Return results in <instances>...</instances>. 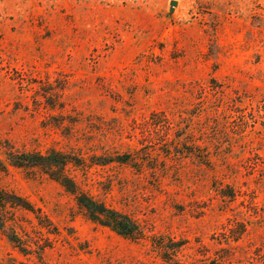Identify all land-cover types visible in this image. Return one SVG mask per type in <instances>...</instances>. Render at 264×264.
Listing matches in <instances>:
<instances>
[{"label": "rangeland", "instance_id": "obj_1", "mask_svg": "<svg viewBox=\"0 0 264 264\" xmlns=\"http://www.w3.org/2000/svg\"><path fill=\"white\" fill-rule=\"evenodd\" d=\"M52 151L143 239L6 160ZM0 161V264H264V0H0Z\"/></svg>", "mask_w": 264, "mask_h": 264}, {"label": "trees", "instance_id": "obj_2", "mask_svg": "<svg viewBox=\"0 0 264 264\" xmlns=\"http://www.w3.org/2000/svg\"><path fill=\"white\" fill-rule=\"evenodd\" d=\"M130 156H117L101 160L100 165L110 162L128 163ZM9 166L14 168H36L47 175L51 180L57 182L68 194L73 196L76 204L82 208L90 220L99 225L115 231L117 234L132 240L143 239V232L138 224L129 216L104 206L83 192L76 182L67 174V168L83 166V160L78 156L62 152L52 151L47 154L40 153H9L6 157ZM5 166L0 161V171ZM19 208L33 213L32 206L21 197L0 189V228L6 222L8 209ZM13 242L14 237L10 238ZM166 258L167 254H163ZM169 261H172L171 259Z\"/></svg>", "mask_w": 264, "mask_h": 264}, {"label": "water", "instance_id": "obj_3", "mask_svg": "<svg viewBox=\"0 0 264 264\" xmlns=\"http://www.w3.org/2000/svg\"><path fill=\"white\" fill-rule=\"evenodd\" d=\"M173 4H174V2L170 3V6L172 7V6H173Z\"/></svg>", "mask_w": 264, "mask_h": 264}]
</instances>
